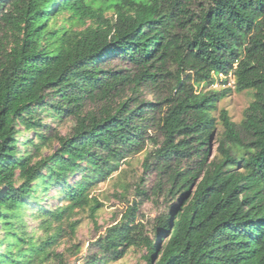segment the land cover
<instances>
[{
    "label": "trees",
    "instance_id": "16d2710c",
    "mask_svg": "<svg viewBox=\"0 0 264 264\" xmlns=\"http://www.w3.org/2000/svg\"><path fill=\"white\" fill-rule=\"evenodd\" d=\"M115 60L134 78L109 69ZM169 66L176 81L161 103L122 95ZM219 76L233 90L190 86ZM232 91L253 100L238 125L219 112L214 155L212 114ZM43 114L72 120L69 134L47 132ZM17 125L35 136L21 156ZM50 140L57 148L41 157ZM148 142L142 166L156 179L136 196L156 207L163 199L151 235L133 202L89 244L84 264H112L130 249L144 250L145 264H264V0H0V245L13 240L0 264H23L12 252L24 243L15 226L51 190L54 208L29 209L45 230L56 227L42 249L64 222L74 234L79 211L96 224L103 205L93 189Z\"/></svg>",
    "mask_w": 264,
    "mask_h": 264
},
{
    "label": "rangeland",
    "instance_id": "374dc122",
    "mask_svg": "<svg viewBox=\"0 0 264 264\" xmlns=\"http://www.w3.org/2000/svg\"><path fill=\"white\" fill-rule=\"evenodd\" d=\"M61 22L62 21L59 20L57 25L61 24ZM108 68L123 71L124 73L129 74L131 79H133L137 73L135 68L130 65H124L118 60L113 61ZM175 72L176 68L169 66L165 70H162V72H159L164 76L163 78L161 77L162 79L157 80L155 84L142 83L138 88H134V85L130 84L129 88L124 89V94L122 95L130 98L136 97L144 102L161 103L167 99L173 91L176 81ZM166 73L170 76H165ZM180 77L182 78V81H186V75L181 74ZM218 79V82L213 86H194L193 82L190 83V86H193L196 93H206L210 90L220 91L224 88H230L233 90L232 78H228V84L224 86L221 85V81H223L224 78L219 76ZM252 100L253 97L251 91H243L241 93L232 91L226 98L217 104V111L212 114L216 119L215 136L212 141V149L215 152L214 155L217 154L216 150L223 132L218 118L219 112L221 110L226 111L230 120L238 125L243 119L244 111ZM94 108H96V106L87 105L86 111H91ZM41 120L43 124L49 126L47 132L58 133L61 136H67L73 126L72 120L68 118L63 119L61 122L51 121L46 114H43ZM16 131H18L16 138L18 141L17 155L21 156L24 152L29 150V148H23L22 143L29 139H34L35 136L32 132L25 131L21 125L16 126ZM149 135L153 137L155 136L153 132ZM56 148V142L50 140L48 146L42 150L41 157L49 155ZM152 149L151 144L149 142L146 143L142 152L131 156L122 162L117 172L93 189L92 196L103 205L102 209L97 212L96 224L89 219L87 211H79L70 220L71 222H79L74 234L70 233V230L67 228V223L64 222L61 226L62 232L55 245H50L43 249L41 248L42 242L55 232L56 227L52 226L50 229L45 230V228L41 226V220L34 218V212L29 210L33 208L37 209L38 207L46 208L47 205L48 208H54L56 206L54 198L55 192L51 190L49 192L51 198L40 204V206L35 201H30V206L22 216L21 222L15 226L16 235L21 238L24 243L15 246L12 252L20 257V261L23 264H84V260L89 254V244L103 234L106 228L119 221L121 215L132 205L133 202H141L138 208L137 217L138 220L145 225L147 233L151 235V223L157 214L158 208H161L163 199H159V205L157 204V207L149 201H142L140 197L136 196V187H143L144 191H148L155 183L156 177L153 167H150L148 171H145L142 166L146 154L151 152ZM3 236L5 237V234L0 228V238ZM12 241V239H6L0 245V254L4 253V248ZM45 254H49L50 256L47 259H44ZM54 255H59L60 258H56ZM144 255V250L130 249L123 259L112 264H145L143 258Z\"/></svg>",
    "mask_w": 264,
    "mask_h": 264
}]
</instances>
